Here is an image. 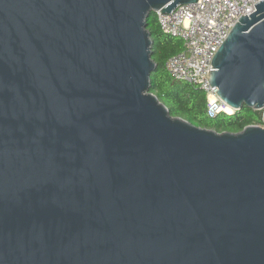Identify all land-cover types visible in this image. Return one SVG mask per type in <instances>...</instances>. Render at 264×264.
I'll return each mask as SVG.
<instances>
[{
	"label": "water",
	"instance_id": "water-1",
	"mask_svg": "<svg viewBox=\"0 0 264 264\" xmlns=\"http://www.w3.org/2000/svg\"><path fill=\"white\" fill-rule=\"evenodd\" d=\"M197 2L0 0V264H264V126L152 93L151 20ZM255 6L205 76L235 112L264 111Z\"/></svg>",
	"mask_w": 264,
	"mask_h": 264
},
{
	"label": "built area",
	"instance_id": "built-area-1",
	"mask_svg": "<svg viewBox=\"0 0 264 264\" xmlns=\"http://www.w3.org/2000/svg\"><path fill=\"white\" fill-rule=\"evenodd\" d=\"M263 0H200L180 5L171 14L157 13L162 31L168 37L183 40V50L166 63L173 81L184 82L202 90L207 98L209 118L228 113L221 102L218 89L212 88L205 76L212 71L217 52L241 20L257 12ZM235 112V111H234Z\"/></svg>",
	"mask_w": 264,
	"mask_h": 264
},
{
	"label": "trees",
	"instance_id": "trees-1",
	"mask_svg": "<svg viewBox=\"0 0 264 264\" xmlns=\"http://www.w3.org/2000/svg\"><path fill=\"white\" fill-rule=\"evenodd\" d=\"M151 20V35L154 40L153 56L158 69L153 77V95H156L173 117H180L198 127L219 133H240L248 126H264V111L245 107L241 112L221 114L209 118L206 94L195 86L173 81L166 70V63L174 54L183 50V40L164 34L159 21Z\"/></svg>",
	"mask_w": 264,
	"mask_h": 264
},
{
	"label": "bare ground",
	"instance_id": "bare-ground-1",
	"mask_svg": "<svg viewBox=\"0 0 264 264\" xmlns=\"http://www.w3.org/2000/svg\"><path fill=\"white\" fill-rule=\"evenodd\" d=\"M228 113H229V114H233V113H234V110H233L231 107H229V108H228Z\"/></svg>",
	"mask_w": 264,
	"mask_h": 264
},
{
	"label": "rangeland",
	"instance_id": "rangeland-1",
	"mask_svg": "<svg viewBox=\"0 0 264 264\" xmlns=\"http://www.w3.org/2000/svg\"><path fill=\"white\" fill-rule=\"evenodd\" d=\"M156 18H157V17H155L154 21H156Z\"/></svg>",
	"mask_w": 264,
	"mask_h": 264
}]
</instances>
